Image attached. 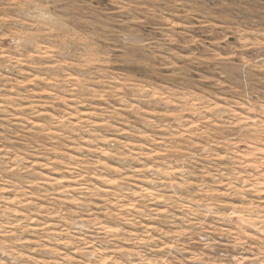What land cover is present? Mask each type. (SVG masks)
I'll use <instances>...</instances> for the list:
<instances>
[{
	"label": "rangeland",
	"instance_id": "374dc122",
	"mask_svg": "<svg viewBox=\"0 0 264 264\" xmlns=\"http://www.w3.org/2000/svg\"><path fill=\"white\" fill-rule=\"evenodd\" d=\"M0 264H264V0H0Z\"/></svg>",
	"mask_w": 264,
	"mask_h": 264
},
{
	"label": "bare ground",
	"instance_id": "6f19581e",
	"mask_svg": "<svg viewBox=\"0 0 264 264\" xmlns=\"http://www.w3.org/2000/svg\"><path fill=\"white\" fill-rule=\"evenodd\" d=\"M103 229V228H102ZM105 231V230H104Z\"/></svg>",
	"mask_w": 264,
	"mask_h": 264
}]
</instances>
